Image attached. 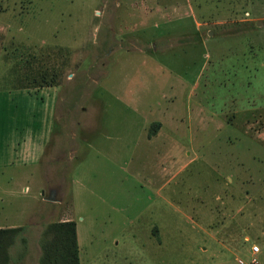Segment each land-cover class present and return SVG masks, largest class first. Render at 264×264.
I'll return each mask as SVG.
<instances>
[{"label": "rangeland", "instance_id": "rangeland-1", "mask_svg": "<svg viewBox=\"0 0 264 264\" xmlns=\"http://www.w3.org/2000/svg\"><path fill=\"white\" fill-rule=\"evenodd\" d=\"M62 220L79 264H264V0H0L9 264Z\"/></svg>", "mask_w": 264, "mask_h": 264}, {"label": "trees", "instance_id": "trees-1", "mask_svg": "<svg viewBox=\"0 0 264 264\" xmlns=\"http://www.w3.org/2000/svg\"><path fill=\"white\" fill-rule=\"evenodd\" d=\"M154 132L151 129L148 137ZM23 230V226L0 228V264L13 263L9 251L19 243L24 245ZM39 249L38 264H79L74 222L47 223L41 232Z\"/></svg>", "mask_w": 264, "mask_h": 264}, {"label": "crops", "instance_id": "crops-1", "mask_svg": "<svg viewBox=\"0 0 264 264\" xmlns=\"http://www.w3.org/2000/svg\"><path fill=\"white\" fill-rule=\"evenodd\" d=\"M33 88L34 89H38L39 93L42 94V97L39 99V102L43 106V109L45 108V106H49L50 103L52 101H54L55 95H58L59 91L62 90L61 89L62 86H60V84H56V85L52 84V85H48V86H44V87L43 86H41V87L36 86V87H33ZM23 89L24 90H28V89H25V88H23ZM23 89H21V90H23ZM60 100H63V99L60 98ZM52 122H53L52 117H49V119H47V118L45 119V115H43V117L38 120L37 128H36L37 130L33 131L34 136L36 137V141L40 140V142H42L44 140V137L47 139L46 135L48 133L50 134V132H51ZM26 139L22 138V145H21L20 151H17V152H19L16 155L17 157L26 158L27 155L29 154V147H27L28 143H27ZM13 157H14V155L7 162H5V164L12 163ZM75 234H76V232H75ZM249 254H250V257H251L252 255H251L250 252H249ZM254 257L256 259L255 255H254ZM239 260H241V259H239ZM242 263H243V261H242ZM242 263H240V264H242Z\"/></svg>", "mask_w": 264, "mask_h": 264}, {"label": "built area", "instance_id": "built-area-1", "mask_svg": "<svg viewBox=\"0 0 264 264\" xmlns=\"http://www.w3.org/2000/svg\"><path fill=\"white\" fill-rule=\"evenodd\" d=\"M249 252L251 253V258L249 259V263L248 264H255L256 259L254 257V255L258 252V247L256 245H252L249 249ZM239 263H242L241 260H239Z\"/></svg>", "mask_w": 264, "mask_h": 264}, {"label": "flooded vegetation", "instance_id": "flooded-vegetation-1", "mask_svg": "<svg viewBox=\"0 0 264 264\" xmlns=\"http://www.w3.org/2000/svg\"><path fill=\"white\" fill-rule=\"evenodd\" d=\"M53 194H54V191H53V190H50V191L48 192V197H53Z\"/></svg>", "mask_w": 264, "mask_h": 264}, {"label": "water", "instance_id": "water-1", "mask_svg": "<svg viewBox=\"0 0 264 264\" xmlns=\"http://www.w3.org/2000/svg\"><path fill=\"white\" fill-rule=\"evenodd\" d=\"M47 199H53V197H47Z\"/></svg>", "mask_w": 264, "mask_h": 264}]
</instances>
